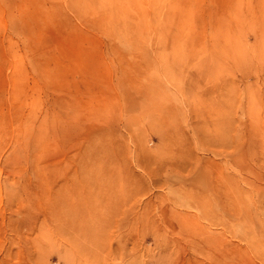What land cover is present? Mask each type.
I'll return each instance as SVG.
<instances>
[{"label":"rangeland","instance_id":"374dc122","mask_svg":"<svg viewBox=\"0 0 264 264\" xmlns=\"http://www.w3.org/2000/svg\"><path fill=\"white\" fill-rule=\"evenodd\" d=\"M261 149L264 0H0V264H264Z\"/></svg>","mask_w":264,"mask_h":264},{"label":"bare ground","instance_id":"6f19581e","mask_svg":"<svg viewBox=\"0 0 264 264\" xmlns=\"http://www.w3.org/2000/svg\"><path fill=\"white\" fill-rule=\"evenodd\" d=\"M253 97H255V96H253ZM253 103H254V101H253ZM253 106H254V105H253ZM253 118H254V115H253ZM260 118H261V117H260ZM254 122H256V121H254ZM261 128H262V126H261ZM239 131H240V130H239ZM259 135H260V134H259ZM260 146H261V145H260ZM261 150H264V149H261ZM258 153H259V152H258ZM260 153H261V152H260ZM262 153H264V152H262ZM259 155H260V154H259ZM262 157H264V156H262ZM259 161H260V160H259ZM239 169H240V168H239ZM241 173H242V172H241ZM242 174H243V173H242ZM242 176H243V175H242ZM253 244H254V243H253ZM248 246H249V245H248ZM248 246H247V247H248ZM248 248H249V247H248ZM249 249H250V248H249ZM251 250H252V252L255 254L254 256L256 257V256H257V255H256L257 253L253 251V250H254L253 248H252ZM246 252H247V251H246ZM252 252H251V253H252ZM257 257H260V256H257ZM241 258H242V257H241ZM243 260H244V258H243ZM253 260H254V259H253ZM259 260H260V259H259ZM229 263H230V264H236V263H235V257H234V256H232V259H229Z\"/></svg>","mask_w":264,"mask_h":264}]
</instances>
